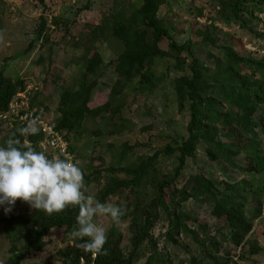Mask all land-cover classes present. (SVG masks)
Instances as JSON below:
<instances>
[{"label": "rangeland", "instance_id": "374dc122", "mask_svg": "<svg viewBox=\"0 0 264 264\" xmlns=\"http://www.w3.org/2000/svg\"><path fill=\"white\" fill-rule=\"evenodd\" d=\"M142 0H0V68L5 65V76L11 79H22L29 90V99L33 98L34 107L39 113L51 117L57 112L59 95L63 87H72L79 77L83 62L87 59L85 48L87 40L92 33L105 32L104 38L95 43L106 67L94 96L95 105L105 102L117 77L113 67L109 64L116 59L123 49L115 38L109 34L113 15L122 8L138 6ZM233 0H168L157 13V18L167 28L172 38L180 45L190 43L193 46L194 56L203 66L202 76L209 87H218L229 83L231 78L237 89L240 80L235 79L233 71L225 74L227 69L225 51L233 52L240 57L264 61V8L256 5L257 0H246L243 8L254 12L252 18L244 16L249 29L238 27L236 20H225L218 14L220 3ZM46 21L47 41L40 40L33 47L30 42L36 40L41 20ZM58 21L57 25L54 22ZM74 22V24H72ZM100 31V32H101ZM207 40V41H206ZM213 41L209 47L204 42ZM86 56V57H85ZM248 71V68H246ZM237 71V70H236ZM246 72V71H245ZM173 72L169 75L164 72L163 78L156 80L152 85H140L134 82L124 92L125 104L122 117L126 120L125 129L119 135L108 134L104 123L86 122V126L79 138L70 136V144L74 150L75 163L79 165L84 174L94 169L101 175L96 182L86 188V194L96 198L98 192L110 182V175L105 173L109 166H125L138 162L140 157L153 156L158 151H164L181 137H186V128L189 123L188 108L179 111L176 98L172 90L171 81ZM248 77V75H246ZM264 80V74L257 76ZM239 80V82H238ZM98 102V103H97ZM222 106H228L222 102ZM241 122L236 134L239 139L230 136V132L221 140L225 144L240 146L247 143L249 151H259L264 156V120L259 121V114ZM223 128L221 123L218 130L226 133L235 125V121ZM234 123V124H233ZM99 129L100 137H95L93 130ZM4 130V129H3ZM230 130V131H231ZM234 133V135H235ZM7 133H0V142ZM123 144L129 145L131 150L125 159L119 156ZM234 165L225 163L220 158L208 159L206 151L199 148L195 160H188L184 168L182 186L189 176L201 174L205 180L214 184L218 199L231 196L235 202L243 204V215L246 223L252 224L251 232L242 244L235 247L229 241L224 242L221 236L217 240L222 244L217 258L231 259L238 257L243 264H264V191L255 195L256 188L264 190V171L245 172L243 168L248 165L245 155L234 157ZM176 166L173 158L160 155L156 165L154 178L161 181L168 178ZM152 175V176H153ZM150 178L138 190L137 200L144 204L153 194ZM252 189V190H251ZM251 190V191H250ZM254 190V191H253ZM256 192H259L256 190ZM171 191H165L168 196ZM126 191L119 192L110 197L106 203L120 206L125 213L129 210L125 197ZM133 196H135L133 194ZM132 202V201H131ZM213 203L202 200H189L182 205V211L206 225L210 233L220 235L218 221L214 218ZM122 216L119 226L111 223L107 217H96V222L110 231L121 236V249L126 255L131 251L129 239L131 237L130 219ZM166 223L161 220L152 231L154 240L158 242L157 252L168 254L173 260L172 264H191L194 257H198L200 245L192 240L179 237L177 245H172L163 238ZM222 234V232H221ZM63 231L51 232L47 245L40 253L26 256L22 264H64L58 251L64 249L71 242L66 241ZM199 233L200 242L205 239ZM228 240V239H227ZM8 242L0 237V264L8 257ZM205 247H209L205 243ZM147 246H141L136 264H145L149 256ZM159 250V251H158ZM164 250V251H163ZM250 251H255L250 254ZM123 254V255H124ZM233 261V260H232ZM231 262V260H230ZM205 264H212L205 262Z\"/></svg>", "mask_w": 264, "mask_h": 264}, {"label": "trees", "instance_id": "16d2710c", "mask_svg": "<svg viewBox=\"0 0 264 264\" xmlns=\"http://www.w3.org/2000/svg\"><path fill=\"white\" fill-rule=\"evenodd\" d=\"M233 1V3L227 1L220 3L218 14L225 20L229 19L228 17L236 20L241 29H249L244 16L252 18L254 12L242 7L246 0ZM167 2L168 0H142L137 7L122 8L113 15L112 25L107 29L111 37L122 44L123 49L114 61L107 64L113 67L117 79L106 101L97 102L98 105L94 103V96L98 92L100 79L103 76L102 69L106 67V64L95 47V43L104 38L105 32L103 34L99 27L96 28L99 31L97 38L93 35L95 33H92L87 40L88 45L85 48L87 59L83 62L79 77L72 87L61 89L53 122L56 129L61 131L67 140L69 152L74 155L70 136L79 138L86 122L101 121L109 127L107 131L110 136L123 133L126 120L122 117V111L125 104L124 92L127 88L134 82L140 85H152L156 80L163 78L164 72L169 75L172 71L174 76L171 86L178 110L181 112L187 107L190 116L186 128L187 136L181 137L175 142V146L158 151L153 156L140 157L138 162L125 166H109L105 170L111 180L98 192L96 199L106 203L110 197L119 192L128 193L125 199L129 210L124 217L131 218L129 239L131 251L125 255L121 249V236L110 231L104 250L100 254L86 252L78 247L77 243L72 242L59 250L57 253L64 264H136L139 250L143 245L152 251L148 250L149 256L145 264H172L173 259L168 254L157 252L158 242L152 235L153 229L161 220L166 223L163 238L173 246H179L178 240L181 235L200 245L199 255L191 259V264H205V262L231 264L233 257L223 261L217 258L222 246L217 237L221 236L224 242L229 241L238 247L251 232L252 224L245 222L242 201L235 202L231 196L218 199L214 184L205 180L201 174L189 176L180 188L178 184L183 180L186 162L195 160L199 148L206 151L208 159L220 158L229 165H234V157L243 153L248 163L243 171L249 173L264 171V156L258 150L249 151L247 143L240 147L225 144L221 140L229 132V137L239 139L236 133L241 122L257 116L256 113L259 114V121L264 120V80L257 78L259 74L260 76L264 74V61L246 59L233 52L225 51V60H223L227 65L225 74L233 71L232 76L242 80L237 89L230 86L234 84L232 78L229 83L221 87L220 85L208 87L202 76L203 66L194 56L193 46L190 43L178 44L172 38L170 31L157 18L158 10ZM255 3L260 8H264V0H257ZM57 24L58 21H55L54 25ZM248 31L252 32L250 29ZM40 40L47 41L44 19L38 27L36 40L30 42L29 47H33ZM212 43L214 42L211 40L202 45L209 47ZM25 88L24 80L5 76V65L0 68V114L7 111L16 93L24 91ZM222 102L227 103L228 106H222ZM30 108L39 113L38 108L34 107L33 98H30ZM230 119L235 121L234 127L231 126L233 130L229 129L221 134L218 126L222 123L223 128L229 127L232 124ZM19 129L17 126L8 128L0 124V133L2 131L7 133L2 137L0 144L15 131L17 138L24 145L27 141L29 144L26 146L38 150L40 137L20 136ZM92 132L95 137H100L102 133L99 129ZM131 148L127 144L121 146L119 152L121 160L125 159ZM160 155L173 158L176 166L168 178L156 181L153 173H156ZM99 175L101 173L96 169L89 174H84L85 188L96 182ZM149 178L153 187L152 196L144 204L137 200L133 202L138 190ZM171 190L172 193L169 196L165 195V191ZM256 190V196L264 191L262 188H256ZM189 200L213 203L212 213L218 221L220 235L210 233L206 225L199 224L198 220L191 218L188 212L182 211V205ZM76 214L74 208L47 214L32 209L28 203L21 200L16 201L10 212L5 213L3 207H0V237L9 244L8 257L3 264H22L26 256L42 252L47 245L46 238L51 232L63 231L67 234L77 227ZM199 233L206 236L201 242ZM206 242L209 247H205ZM254 252L249 253L252 255Z\"/></svg>", "mask_w": 264, "mask_h": 264}, {"label": "clouds", "instance_id": "9594fccd", "mask_svg": "<svg viewBox=\"0 0 264 264\" xmlns=\"http://www.w3.org/2000/svg\"><path fill=\"white\" fill-rule=\"evenodd\" d=\"M38 131L32 123L20 128L19 135H35ZM17 200L47 214L76 209L77 227L67 233L66 241L96 254L104 250L107 229L95 218L107 217L119 226L124 215L120 206L86 194L84 173L77 163L61 156L49 157L24 145L14 131L0 144V207L10 212Z\"/></svg>", "mask_w": 264, "mask_h": 264}, {"label": "built area", "instance_id": "2783aa9c", "mask_svg": "<svg viewBox=\"0 0 264 264\" xmlns=\"http://www.w3.org/2000/svg\"><path fill=\"white\" fill-rule=\"evenodd\" d=\"M32 123L38 127L39 131L35 135L28 136L40 137L39 151H44L49 157L61 156L76 161L75 156L69 152V144L63 133L56 129L53 116H44L30 108L29 90L26 87L24 91L16 93L7 111L0 114V124L8 128L15 126L22 128ZM25 144L28 145L29 143L25 141ZM93 257L95 256L93 255ZM231 264L243 263L238 260V257H235Z\"/></svg>", "mask_w": 264, "mask_h": 264}]
</instances>
